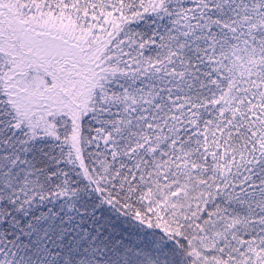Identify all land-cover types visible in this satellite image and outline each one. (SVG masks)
<instances>
[{"label":"snow or ice","instance_id":"6c2138e0","mask_svg":"<svg viewBox=\"0 0 264 264\" xmlns=\"http://www.w3.org/2000/svg\"><path fill=\"white\" fill-rule=\"evenodd\" d=\"M0 264H264V0H0Z\"/></svg>","mask_w":264,"mask_h":264}]
</instances>
